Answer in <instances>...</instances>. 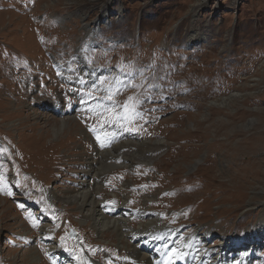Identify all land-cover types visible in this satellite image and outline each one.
I'll list each match as a JSON object with an SVG mask.
<instances>
[{
	"label": "rangeland",
	"instance_id": "374dc122",
	"mask_svg": "<svg viewBox=\"0 0 264 264\" xmlns=\"http://www.w3.org/2000/svg\"><path fill=\"white\" fill-rule=\"evenodd\" d=\"M83 60L94 79L82 71ZM48 115L74 116L86 132L91 126L101 138L129 140L134 146L124 155L137 154L144 141L166 142L154 151L152 167L111 169L101 201L119 207L110 200L132 184L131 209L141 211L142 194L151 193L147 205L173 229L171 248L196 237L215 263L217 256L233 264L246 254L244 264H264V0H0V264H13L14 255L18 264H31L24 255L33 246L40 264L58 261L41 227L65 256L132 264L139 242H100L77 206L47 198L75 190L87 156L109 141L97 143L77 129L75 142L45 157L46 167L43 156H33L35 138L49 130L42 117ZM116 125L131 133L115 137ZM62 140L51 134L44 143ZM185 155L202 163L175 168ZM211 157L215 184L206 178ZM114 247L125 254L112 262L107 251Z\"/></svg>",
	"mask_w": 264,
	"mask_h": 264
},
{
	"label": "bare ground",
	"instance_id": "6f19581e",
	"mask_svg": "<svg viewBox=\"0 0 264 264\" xmlns=\"http://www.w3.org/2000/svg\"><path fill=\"white\" fill-rule=\"evenodd\" d=\"M17 34L20 33L17 32ZM31 37L29 36V38ZM55 43H56V39H55ZM80 65L83 69L82 71L85 74L91 75V78L94 79L93 77L95 76L92 74L93 69L92 67L89 66L90 64L87 61L83 60ZM59 67L67 74L70 71L68 66L66 65L63 69L61 65ZM19 99H21V102H19L21 105L26 104L23 98H19ZM58 99L62 100L63 98L59 96ZM223 100L224 101L222 105L227 103L226 101L227 99H223ZM22 102H25V104H22ZM217 103L218 102H215L214 104ZM63 106L67 107L69 105L65 104ZM57 107L58 106L55 107L54 111L59 110ZM61 113L62 112L56 113V115L57 114L61 115ZM42 117H44V119L47 120L45 122L46 125L44 129L45 130L49 129V130L42 131V134L39 136V138L38 139H36L37 137L35 138L34 146L36 145L35 149L37 154H35L33 157L34 160H36L39 158L41 159V157L43 156L42 163L46 167L49 166L48 165L49 162L45 159V157L50 158V155L56 156V151L61 150L60 147L62 146L67 147L68 145H70L71 142H75L74 138L77 129H79V131L81 130V132L85 133L87 136L90 135L88 132L85 131V129H83L84 128L83 126L79 125V123L76 124V121H78V119H75L74 116H61L59 118H56L53 117V115L50 116L48 115ZM35 119L37 121L42 120L41 116H37V115H35ZM195 122L198 128L199 127L202 128L203 119L202 120L198 119ZM36 124L37 126L39 125L38 123ZM51 134L54 136H61L63 134V140L59 143L45 144L46 142L44 143V140H46L47 137L49 138ZM3 138L4 137H2V140ZM110 141L111 140L107 141V143H102L100 145L94 146L96 154L94 157L87 156V159L85 160V167L83 173L84 175L78 181V187L75 190H73L71 193L68 192L59 193L56 191H52L50 197L52 198L53 202L54 203L62 202L65 204H74L75 206H77L79 211L81 212L80 214L81 220H83V222H88L89 224L92 225L93 232L96 235V238H99L100 242L103 241L104 243H109L110 241L105 240V238H110V237L113 239V242L111 243L114 242L117 243L120 240L121 243L119 246H123V247L126 244H130L132 241L139 242V245H132V249L134 251L132 264H175L178 261H188V260H192L190 264H216L217 262L215 263L214 261L209 259V254L211 253L210 250L199 249V246H201V242H200L201 240L199 238L196 237L189 238L188 240L182 242L180 245L171 248L173 242V236H174L173 229L171 226L163 222V218L156 211H153L152 208H150L147 205L149 204V202H152L149 201L151 199L150 197L151 193L149 194L148 192H144L142 194L143 196H141V203L144 204V207L141 208V211H134L133 209H131L133 205L130 204L129 202L130 198H127L128 195L130 196V192H128L129 191L128 188L133 186L132 184L126 185V189H125L126 191L116 193L115 194L117 195L116 198L114 200H110L118 204H120L119 203L120 201L121 204L119 207L110 208L104 201H101L100 198L103 196V193L105 191L104 186L106 183V174H108V172H110L111 169H113L115 172L119 168L121 169L126 168L127 170L130 167H134L136 165L143 163H144L143 165L151 166L153 163L152 161L156 159V157L154 156V151H159L163 147V145L166 144V142L161 140H149L148 142L144 141L137 144V146L139 147L137 154L131 155L129 153L130 155L129 154L124 155V153L122 154L123 149L126 146L132 145L133 143L129 142V140L128 141L126 140L124 142H118L117 140H113L111 142ZM105 144H109L107 150H104L106 149L104 147ZM97 147L99 149H97ZM237 149H238L237 152H239V148ZM237 154L238 153H235L233 155L237 156ZM177 159L175 161L179 163L178 165L175 166V168L177 169H183L180 168L183 165L188 169L193 168V166L202 163L203 160L201 157H199L196 159H192L189 162L191 158L187 155H185V157L183 158L178 156ZM208 163L210 164V167H208L207 169L208 172L206 170V174L209 178L208 177L206 178L207 180L209 179L215 184L217 181V177L214 174H209V173L214 172L215 169L214 165L216 164V161L214 160V158L211 157L208 159ZM184 170L185 169H183V172H186V170L185 171ZM253 174L254 175L260 174V171L255 170L253 171ZM236 180L237 179H235V181ZM224 183L226 182H220L221 185H223ZM228 184L235 186L233 180H230ZM196 200L197 202L199 201V203H196L195 206L200 207L201 203L203 202V197H200ZM128 218L129 219L134 218V220L136 219L137 221L131 224L134 227L136 224L140 225V229L131 230L130 229L131 224L126 222L127 221L126 219ZM41 228H42L41 229L42 241L46 244V246L49 245V251L54 255V258H56L60 264H86L82 254H80L78 258H74L72 255L65 256L64 255L65 252L63 251L62 244L60 242L56 243L52 241V235L50 231L44 227ZM28 231H30V229H28ZM205 234H206L205 237H207L210 234V231L208 230L205 231ZM100 242H98V244H100ZM140 245L142 246V248H144L146 252H141V250L139 249ZM114 249L116 248L114 247L112 250L107 251L109 254V259L112 262L115 261L120 255L125 254L124 251L121 254H119L117 250ZM197 252L200 253L196 255ZM2 253L3 251L2 252L0 251L1 254L0 257L3 259ZM24 257H28L30 259L31 264H40L41 255L38 247L36 246L31 247L30 251L28 252V256L24 255ZM200 258H202V260H200ZM216 259H219L217 264H225L223 260H221V256H217ZM243 260L246 261V254H244L243 257L241 256L239 261L233 264H244ZM18 262L21 261L17 258V256L14 255L13 264H18Z\"/></svg>",
	"mask_w": 264,
	"mask_h": 264
},
{
	"label": "built area",
	"instance_id": "2783aa9c",
	"mask_svg": "<svg viewBox=\"0 0 264 264\" xmlns=\"http://www.w3.org/2000/svg\"><path fill=\"white\" fill-rule=\"evenodd\" d=\"M72 87V86H71ZM72 93H74V90L72 91ZM86 121L82 124V125H86ZM114 126V125H113ZM113 129L115 130V137H120L119 134L123 135L127 132H130L128 131L127 129L123 128L121 125H116L115 127H113ZM99 131L97 128H91V126L88 128V133L92 136V138L94 139L95 142L99 143V140L101 139V141L103 139H109L111 140V137H102L98 135V133L100 132H97ZM131 133V132H130ZM97 137H99V139H97Z\"/></svg>",
	"mask_w": 264,
	"mask_h": 264
},
{
	"label": "snow or ice",
	"instance_id": "6c2138e0",
	"mask_svg": "<svg viewBox=\"0 0 264 264\" xmlns=\"http://www.w3.org/2000/svg\"><path fill=\"white\" fill-rule=\"evenodd\" d=\"M131 99V98H130ZM97 139H99V137H97Z\"/></svg>",
	"mask_w": 264,
	"mask_h": 264
}]
</instances>
